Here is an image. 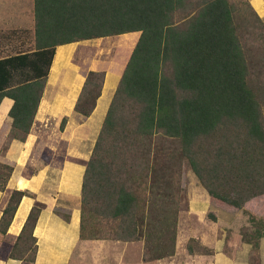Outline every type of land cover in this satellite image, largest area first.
<instances>
[{"label":"trees","instance_id":"16d2710c","mask_svg":"<svg viewBox=\"0 0 264 264\" xmlns=\"http://www.w3.org/2000/svg\"><path fill=\"white\" fill-rule=\"evenodd\" d=\"M248 7L244 15L230 0H32V29L0 30L9 44H33L0 57V103L13 100L9 140L30 132L58 46L140 32L86 162L81 239L97 238L88 225L104 216L117 222L116 239H144L145 259L173 255L183 163L217 208L246 212L256 238L264 233V22ZM104 76L87 73L75 112L92 113ZM12 171L0 161V191ZM23 196L33 194L10 191L0 238ZM43 206L32 205L8 258L34 263ZM185 248L213 254L194 237Z\"/></svg>","mask_w":264,"mask_h":264},{"label":"crops","instance_id":"0c3cea01","mask_svg":"<svg viewBox=\"0 0 264 264\" xmlns=\"http://www.w3.org/2000/svg\"><path fill=\"white\" fill-rule=\"evenodd\" d=\"M249 3L260 17H264V0H249ZM14 4L10 0L11 6L8 8V0H0V30L21 27L22 6L20 3V8L16 9L12 7ZM139 34L140 32H130L80 40L56 48L30 132L24 140L11 139L0 158L1 162L13 167L5 190L0 191V216L12 189L27 190L33 194L22 197L6 234L0 238V264H22L21 261L8 258V250L35 202L43 203L44 206L34 228L38 246L34 264H70L72 260H75L74 264L83 263L78 254L74 256L76 252L84 255L83 249H87V243H91V240L79 237L83 174L124 64ZM100 39L114 43L117 48L121 47L119 52L121 49L128 50L125 61H109L107 65L100 67L95 62L96 59L92 62L87 60L90 53L87 50L95 48ZM0 40V49L6 47L7 40ZM16 42L19 43L18 40ZM89 71H104L105 76L94 110L89 116H82L74 111V104ZM12 103L13 100L8 97H4L0 103V131L5 127L10 131L11 118L8 112ZM63 117L66 122L60 130ZM220 211L231 214L226 209ZM62 213L67 220H64ZM232 223L231 220L225 222L229 228H224L231 229ZM239 223L240 227L247 224L244 220H239ZM204 232L200 229L196 238L215 249V253L211 254V264H220L215 241L209 244L207 240L210 232ZM249 244L241 240L235 248L236 252L241 256L242 253L248 256ZM258 255V263L264 264V233L259 240ZM201 256L206 255H198ZM228 256L230 254L223 249L221 264L229 260Z\"/></svg>","mask_w":264,"mask_h":264},{"label":"rangeland","instance_id":"374dc122","mask_svg":"<svg viewBox=\"0 0 264 264\" xmlns=\"http://www.w3.org/2000/svg\"><path fill=\"white\" fill-rule=\"evenodd\" d=\"M11 1L15 3L12 7L16 9L20 8L19 6L21 3L22 15L20 26L22 28L32 29V0ZM230 1L235 3L244 15L250 13V9L248 7V4H250L249 0ZM7 6L10 8V0H8ZM260 18L264 22V17ZM12 28H18V26H14ZM32 47L33 44L30 37L24 36L22 43L16 42L14 44H9L8 41L7 46L0 49V57L12 54L20 49L28 50ZM119 48H117L114 43H108L104 39H100L95 44V48L91 47L87 50L88 53L90 51L87 60L92 62L93 59H96L97 61L95 62H97L100 67L107 65L109 61L124 62L128 56V50L121 49V52H119ZM122 48H124V46H122ZM5 104L6 102L2 105L3 109ZM8 132L7 127L0 131V158L4 155V152L10 143ZM220 210L222 209L217 208L214 205L208 192L198 182L196 176L189 169L188 165L183 163L177 236L173 255L162 259H145V256L147 257L148 255L144 252L145 243L143 238L140 240L116 239L118 236L116 227L117 222L108 217L96 216L95 219H93V223L88 225L87 235L97 234L98 237L95 239H87L91 240V243H87V249H83L84 255H79V253L76 252L74 253V256H77L78 254L80 262L83 260V263L81 264H211V254L198 257V255L203 254L192 255L187 253L185 248L187 239L189 237L196 238L197 233L200 229H202L205 231L204 233L207 231L210 232L207 240L209 244L215 241L216 249L218 251L217 257L219 258L218 262L220 264L223 249L230 254V256H228L229 260L224 264H259L258 248L260 237L259 239L256 238L255 231L248 220L247 213L242 212L240 209H234L233 211H230L231 214L229 215L228 213L223 214ZM212 216L214 219H212ZM229 220L234 223H232L231 229H228L229 227L225 225V222ZM239 220H244L247 224L240 227ZM224 226L228 228H224ZM224 229L225 231L223 232ZM241 240L243 242L250 243L248 256L246 253H242L243 256H241L235 250V248L238 247V244L241 243ZM256 243L257 245H255ZM206 246L211 248L208 245ZM211 249H213L214 254L215 249ZM23 263L24 262H22V264ZM74 263L75 260H72L70 264Z\"/></svg>","mask_w":264,"mask_h":264}]
</instances>
